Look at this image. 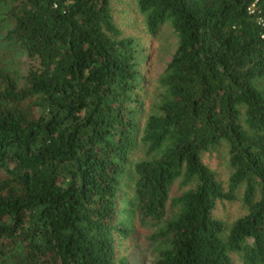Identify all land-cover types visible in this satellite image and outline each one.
<instances>
[{
	"label": "trees",
	"instance_id": "16d2710c",
	"mask_svg": "<svg viewBox=\"0 0 264 264\" xmlns=\"http://www.w3.org/2000/svg\"><path fill=\"white\" fill-rule=\"evenodd\" d=\"M136 6L178 38L143 123L148 50L111 0H0V264H131L134 220L153 264H264V0ZM223 143L227 189L204 160Z\"/></svg>",
	"mask_w": 264,
	"mask_h": 264
},
{
	"label": "rangeland",
	"instance_id": "374dc122",
	"mask_svg": "<svg viewBox=\"0 0 264 264\" xmlns=\"http://www.w3.org/2000/svg\"><path fill=\"white\" fill-rule=\"evenodd\" d=\"M111 5L114 19L122 31H124L125 34L140 36L148 50L146 66L150 76V87L149 92L145 95L144 111L137 117L138 121L143 123L151 106L155 103L156 96L153 90L157 77L163 73L176 52L178 38L169 24H165L155 36L149 35L145 29L144 18L136 6V0H111ZM256 84L259 88L264 90V78L257 80ZM226 150L227 147L223 143L212 153L206 154L204 158L205 162L214 169L225 189L228 188L231 174ZM143 155V145L139 144L133 155V160L140 159ZM131 180H133V177L128 172L125 176V185L129 186ZM186 188L187 187L183 186L179 180L175 183L172 193L178 194ZM241 193L242 192H237V198L233 201H222L217 204L215 215L226 225L233 223L245 212L241 200ZM130 197V192L123 193V201L125 203H127ZM120 223H126V221L121 220ZM131 231L132 234L125 240L124 245L120 247V251L131 264H153L157 257L158 244L149 238L152 228H150L149 225L140 224L138 220H134L131 225Z\"/></svg>",
	"mask_w": 264,
	"mask_h": 264
}]
</instances>
